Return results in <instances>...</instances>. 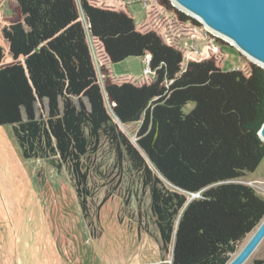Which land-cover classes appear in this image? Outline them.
I'll return each instance as SVG.
<instances>
[{
  "label": "trees",
  "instance_id": "obj_1",
  "mask_svg": "<svg viewBox=\"0 0 264 264\" xmlns=\"http://www.w3.org/2000/svg\"><path fill=\"white\" fill-rule=\"evenodd\" d=\"M15 1L0 17V126L23 157L66 169L98 239L109 197L93 209L85 159L106 139L149 191L171 264H227L264 220V198L236 182L264 160V70H226L227 43L170 0H152L140 24L126 0ZM205 35L198 50L182 44ZM146 57L151 74L113 73ZM136 123L132 141L121 127Z\"/></svg>",
  "mask_w": 264,
  "mask_h": 264
},
{
  "label": "rangeland",
  "instance_id": "obj_2",
  "mask_svg": "<svg viewBox=\"0 0 264 264\" xmlns=\"http://www.w3.org/2000/svg\"><path fill=\"white\" fill-rule=\"evenodd\" d=\"M151 1L126 0L136 23L143 22ZM16 6L15 0H0V17H13ZM207 36L183 39L182 44L190 50H198ZM224 42L227 45L223 48L229 55L226 70L250 62L229 42ZM148 69L146 58H130L114 65L113 73L116 76H143L152 73ZM100 78L103 79L101 74ZM193 107V103H189L184 112H190ZM139 127L140 123H136L121 129L136 141ZM85 163L90 169L93 209L109 197L99 209V223L95 229L102 235L98 239L91 237L83 220L66 169L59 170L46 160L25 159L12 126H0V264L12 261L14 248L24 256L21 244L18 247L16 243L19 238H22V245L27 240L32 241L33 253L36 249L34 255H39L37 245L40 243L41 253L57 252L65 264L72 259H78L76 264H141L143 256L155 257L156 250H159L163 264L172 262L171 252L161 251V238L150 210L149 191L142 187L139 176L129 169L128 163L118 162L115 150L106 139ZM236 182L253 187L264 198V160L254 173H248ZM145 234L149 236V244L143 240ZM20 255L16 254V257ZM260 260H264V241L246 264H256Z\"/></svg>",
  "mask_w": 264,
  "mask_h": 264
},
{
  "label": "water",
  "instance_id": "obj_3",
  "mask_svg": "<svg viewBox=\"0 0 264 264\" xmlns=\"http://www.w3.org/2000/svg\"><path fill=\"white\" fill-rule=\"evenodd\" d=\"M170 1L175 8L199 21L211 35L232 42L250 62L264 70V0ZM259 137L264 142V124ZM263 241L264 220L227 264H245Z\"/></svg>",
  "mask_w": 264,
  "mask_h": 264
},
{
  "label": "crops",
  "instance_id": "obj_4",
  "mask_svg": "<svg viewBox=\"0 0 264 264\" xmlns=\"http://www.w3.org/2000/svg\"><path fill=\"white\" fill-rule=\"evenodd\" d=\"M137 237H138V235H137ZM143 238H144L143 240H145L149 244V236L147 234H145V237H143ZM16 243H17L18 247L21 244L22 251L25 253L24 256H21L17 251L18 249L14 248L13 252L15 253V257L12 259V261H7V262H4L3 264H32L33 261L35 263L38 262V264H65L62 261L63 259L58 256L57 252H55L54 254H50L49 252L48 253L47 252L41 253L40 252V248H41L40 243H38V245H37L38 246L37 248H39V255L38 256L34 255L36 253V249L33 253L32 245H31L32 241L27 240L22 245V238H19V240ZM141 252H143V251H141ZM16 254H18L20 256L16 257ZM40 254H42V255L40 256ZM155 254H156L155 257H152V258H150L148 256V254H146L145 256H143L141 258V259H143V258L144 259L140 263L141 264H163V262L160 261L159 250H156ZM77 261H78V259H72L69 261V264H76Z\"/></svg>",
  "mask_w": 264,
  "mask_h": 264
},
{
  "label": "bare ground",
  "instance_id": "obj_5",
  "mask_svg": "<svg viewBox=\"0 0 264 264\" xmlns=\"http://www.w3.org/2000/svg\"><path fill=\"white\" fill-rule=\"evenodd\" d=\"M215 35H217V34H215ZM224 41H228V40H224ZM228 42H229L232 46L235 47V45H234L232 42H230V41H228ZM235 48H236V47H235ZM236 49H237V48H236ZM193 197H194V196H193ZM193 197H192V199H193ZM251 235H252V234H251ZM251 235H250V237H251ZM250 237H249V238H250ZM249 238H248V239H249ZM248 239H247V240H248ZM247 240H246V241H247ZM245 243H246V242H245ZM243 245H244V244H243ZM240 249H241V248H240ZM240 249H239V250H240ZM239 250H238V251H239ZM246 263H247V262H246ZM246 263H245V264H246Z\"/></svg>",
  "mask_w": 264,
  "mask_h": 264
},
{
  "label": "built area",
  "instance_id": "obj_6",
  "mask_svg": "<svg viewBox=\"0 0 264 264\" xmlns=\"http://www.w3.org/2000/svg\"><path fill=\"white\" fill-rule=\"evenodd\" d=\"M110 1V0H109ZM195 50V49H194ZM146 59H147V62H148V65H149V62H150V59H149V57H146ZM149 69H150V67H149ZM148 69V70H149ZM147 74V73H146Z\"/></svg>",
  "mask_w": 264,
  "mask_h": 264
}]
</instances>
